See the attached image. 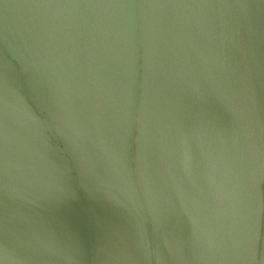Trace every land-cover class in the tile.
Wrapping results in <instances>:
<instances>
[{
	"label": "water",
	"instance_id": "95a60500",
	"mask_svg": "<svg viewBox=\"0 0 264 264\" xmlns=\"http://www.w3.org/2000/svg\"><path fill=\"white\" fill-rule=\"evenodd\" d=\"M0 264H264V0H0Z\"/></svg>",
	"mask_w": 264,
	"mask_h": 264
}]
</instances>
